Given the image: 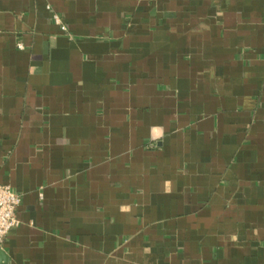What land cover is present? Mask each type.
Returning <instances> with one entry per match:
<instances>
[{"label": "crops", "instance_id": "crops-1", "mask_svg": "<svg viewBox=\"0 0 264 264\" xmlns=\"http://www.w3.org/2000/svg\"><path fill=\"white\" fill-rule=\"evenodd\" d=\"M0 184V264H264V0H0Z\"/></svg>", "mask_w": 264, "mask_h": 264}, {"label": "built area", "instance_id": "built-area-1", "mask_svg": "<svg viewBox=\"0 0 264 264\" xmlns=\"http://www.w3.org/2000/svg\"><path fill=\"white\" fill-rule=\"evenodd\" d=\"M54 20L63 31H67L66 25L58 14H54ZM20 203V194L15 192L9 184H0V246L8 233L20 225L16 214Z\"/></svg>", "mask_w": 264, "mask_h": 264}]
</instances>
